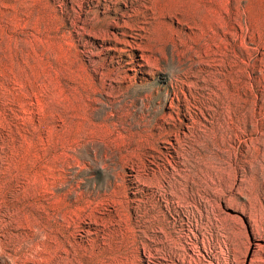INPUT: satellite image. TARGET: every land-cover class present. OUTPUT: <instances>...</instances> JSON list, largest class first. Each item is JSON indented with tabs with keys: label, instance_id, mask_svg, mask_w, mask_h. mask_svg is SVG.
<instances>
[{
	"label": "rangeland",
	"instance_id": "obj_1",
	"mask_svg": "<svg viewBox=\"0 0 264 264\" xmlns=\"http://www.w3.org/2000/svg\"><path fill=\"white\" fill-rule=\"evenodd\" d=\"M130 1L0 0V264H264V0Z\"/></svg>",
	"mask_w": 264,
	"mask_h": 264
},
{
	"label": "bare ground",
	"instance_id": "obj_2",
	"mask_svg": "<svg viewBox=\"0 0 264 264\" xmlns=\"http://www.w3.org/2000/svg\"><path fill=\"white\" fill-rule=\"evenodd\" d=\"M147 2H149L150 3V8H152V6H153V4L156 2V0H146ZM164 1L165 0H157V3H164ZM131 2H132V4H134V5H136V6H138V7H141L142 6V3H141V0H131L130 1V4H131ZM209 2H211V0H209ZM143 7V6H142ZM142 15V17H144V19L143 20H139L138 18L140 17ZM128 18V17H127ZM192 18H194V11H193V17ZM129 20V19H128ZM130 28H132L133 29V26H135L136 27V29L137 30H143L144 32H146L148 29V27H145V26H140L139 24L140 23H145L146 22V19H145V8H144V10H141V11H139V12H136L135 14H134V17L132 18V19H130ZM142 35H144V34H142ZM141 35V36H142ZM195 39H196V35L194 34V33H191V36H190V40L188 41V43L189 42H191V43H194L195 42ZM186 50H188V51H191L193 54L192 55H194V56H197L196 55V50H197V47L195 46V45H193L192 47H190V48H187ZM213 54H214V51L213 50H209L208 51V53H207V60L205 61V64H208L209 62H210V59H212V56H213ZM192 63H196V61L195 60H192ZM205 64H204V66H205ZM187 72L188 71H185L184 72V74L185 75H187ZM181 79L183 78V77H180ZM183 82V81H182ZM175 93V87L173 86V88H172V94H174ZM181 106V108H180V111L177 113V114H180V112L182 111V105H180ZM171 107H173L172 105H171Z\"/></svg>",
	"mask_w": 264,
	"mask_h": 264
}]
</instances>
